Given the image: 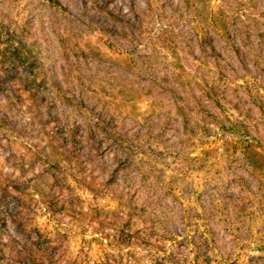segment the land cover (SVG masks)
I'll return each mask as SVG.
<instances>
[{
  "label": "rangeland",
  "instance_id": "374dc122",
  "mask_svg": "<svg viewBox=\"0 0 264 264\" xmlns=\"http://www.w3.org/2000/svg\"><path fill=\"white\" fill-rule=\"evenodd\" d=\"M149 256L264 264V0H0V264Z\"/></svg>",
  "mask_w": 264,
  "mask_h": 264
},
{
  "label": "trees",
  "instance_id": "16d2710c",
  "mask_svg": "<svg viewBox=\"0 0 264 264\" xmlns=\"http://www.w3.org/2000/svg\"><path fill=\"white\" fill-rule=\"evenodd\" d=\"M12 51H15V49L12 50ZM6 55H7V58H8L9 60L11 59L12 64H14V63H18L20 66L25 67V68H28V67H27L28 64H27L26 60H24V57H20L19 54H17V53L14 54V53L10 52V53H7ZM243 141H245V140L239 139L237 142H239L240 145H243V144H242V143H244ZM243 147L250 148L251 145H245V146H243ZM248 163H250V160L248 161ZM150 229H151V228H143V229H141V230H137V231H136V236H137L136 238L139 240L140 244H143L144 246H149V244H150V242H149V237L152 235V232H151ZM196 233H197V232H196ZM197 234H198V233H197ZM204 234H206V233L203 232V231L199 232V235H204ZM38 236H39V235H38ZM206 239H208V238H207V237H203V239H201L200 241L198 240L199 244L206 243ZM38 240H39V239H38ZM39 241H40V240H39ZM261 249H263V247L259 245V248H257V250H261ZM147 252H148V250H147ZM30 257H31V255H30ZM30 257L28 256L29 259H30ZM149 258L151 259L152 257L149 256ZM30 263H31V264H34V262H30ZM149 263H150V264H159V263L156 262V260H154V259H151V260L149 261ZM104 264H108V263L105 262ZM124 264H127V262L124 263Z\"/></svg>",
  "mask_w": 264,
  "mask_h": 264
}]
</instances>
